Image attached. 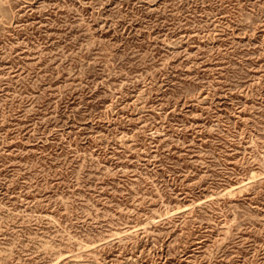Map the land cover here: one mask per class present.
Masks as SVG:
<instances>
[{
	"label": "rangeland",
	"instance_id": "rangeland-1",
	"mask_svg": "<svg viewBox=\"0 0 264 264\" xmlns=\"http://www.w3.org/2000/svg\"><path fill=\"white\" fill-rule=\"evenodd\" d=\"M0 264H264V0H0Z\"/></svg>",
	"mask_w": 264,
	"mask_h": 264
}]
</instances>
